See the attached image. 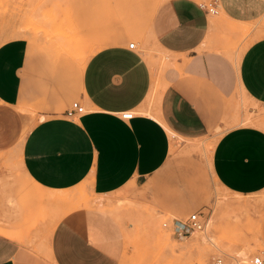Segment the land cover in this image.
I'll return each mask as SVG.
<instances>
[{
    "label": "crops",
    "instance_id": "0c3cea01",
    "mask_svg": "<svg viewBox=\"0 0 264 264\" xmlns=\"http://www.w3.org/2000/svg\"><path fill=\"white\" fill-rule=\"evenodd\" d=\"M216 5L210 15L197 0H169L153 14L152 41L175 59L161 92L154 91L142 52L129 48L136 33L122 32V7L116 16L108 5L96 22L87 5L80 55L69 44L59 49L26 38L0 43V264H122L133 225L116 200L170 209L166 172L174 140L208 135L227 113L234 81L264 108V0ZM216 15L237 26L222 25L221 31L251 38L235 70L221 55L202 49ZM239 26H246V34L231 31L244 28ZM80 57H88L83 67ZM74 102L85 113L67 118ZM20 109L40 117L22 143ZM127 112L133 117L122 119ZM18 147L25 189L16 187L2 158ZM210 170L230 194L263 191L264 130L240 126L224 132L213 146ZM78 187L88 190L92 206L71 210L51 225L20 224L36 211L37 190L46 199V193ZM20 206L25 212L19 213ZM10 229L44 230L12 235Z\"/></svg>",
    "mask_w": 264,
    "mask_h": 264
},
{
    "label": "rangeland",
    "instance_id": "374dc122",
    "mask_svg": "<svg viewBox=\"0 0 264 264\" xmlns=\"http://www.w3.org/2000/svg\"><path fill=\"white\" fill-rule=\"evenodd\" d=\"M157 1L0 0V43L26 38L41 45L51 44V47L59 49L67 48L64 44H69L82 54L87 5L90 4L89 7L93 9L91 14L96 22L102 19L103 9L109 8L108 5L116 16H118L117 9L122 7V32L132 30L136 33L131 36L129 43H133L136 50L144 55L153 71L154 84H156L154 91L161 92L165 85L161 80L165 72L174 67L175 59L157 49L149 34L148 25L151 16L169 0ZM197 1L200 4L209 2V0ZM214 18L217 20L215 23L212 22L214 26L210 29V37L202 49L221 55L235 70L251 38L248 35L234 36L221 31L219 27L222 25L237 26L220 21L219 15ZM239 27L246 28V26ZM226 103L227 113L208 135L194 140L179 138L174 140L175 146L166 172L167 177L171 179V184L167 187L168 198L172 201L169 203L171 204L169 210L158 211L149 203L116 200V206L122 207L126 214L125 218L133 225L132 233L127 234L125 238L126 247L122 264H215L217 259H220L222 264H238L237 257L242 251H246L247 260L259 257L264 261V190L248 196L230 194L215 182L210 170L212 150L217 139L234 127L255 126L264 130V108L251 102L235 81L232 83ZM20 113L24 116L20 137L22 143L40 117L24 109H20ZM18 149L19 147L2 158L16 187L25 189L27 180L22 173ZM31 191L34 193L32 188ZM36 193V211L30 217L20 219V224L33 226L46 221L51 225L74 208L78 201L76 198L90 199L85 187H78L63 194L46 193V199L41 197L44 192L37 190ZM69 196L74 198V202L71 198L68 199ZM11 206L14 208V205ZM18 209L19 213L26 210L23 206ZM184 210L186 213L180 215L179 212ZM197 212L202 214L206 222L210 215H219L212 229H215L213 235L222 252L211 246L210 249L209 246H201L199 243L197 246L196 242L180 246L178 239L173 238L170 231L162 227L163 223L172 219L185 221L191 214ZM10 230L12 231L10 234L18 235L44 229ZM204 247H208L207 253L203 250ZM248 264L252 263L248 261Z\"/></svg>",
    "mask_w": 264,
    "mask_h": 264
},
{
    "label": "built area",
    "instance_id": "2783aa9c",
    "mask_svg": "<svg viewBox=\"0 0 264 264\" xmlns=\"http://www.w3.org/2000/svg\"><path fill=\"white\" fill-rule=\"evenodd\" d=\"M217 0H209L207 4H202V7L210 15H215L218 11L217 9ZM135 45L133 43L129 44L130 49H134ZM85 113L84 108L79 105L77 102L71 104L70 108L66 111L65 116L67 118L80 117ZM133 117V113L127 112L121 114V118L124 120H130ZM206 226V220L203 219L201 213L191 214L185 221L172 219L167 223H163L162 227L165 230H169L172 237L178 240L185 239L190 236L192 231L204 229ZM252 264H264V261L257 257L253 258L251 261ZM215 264H222L220 259L216 260Z\"/></svg>",
    "mask_w": 264,
    "mask_h": 264
},
{
    "label": "bare ground",
    "instance_id": "6f19581e",
    "mask_svg": "<svg viewBox=\"0 0 264 264\" xmlns=\"http://www.w3.org/2000/svg\"><path fill=\"white\" fill-rule=\"evenodd\" d=\"M142 1V0H141ZM157 2H159V0L157 1ZM161 2V1H160ZM149 3V2H148ZM150 4V3H149ZM158 4V3H157ZM153 5H154V2H153ZM149 7H151V5L149 6ZM154 8V7H153ZM155 11V10H154ZM151 12V11H150ZM152 13H153V11H152ZM150 14V13H149ZM151 15V14H150ZM150 17V16H149ZM152 17V16H151ZM150 17V18H151ZM231 31H233V33H235V32H237L239 35L240 34H246V32H247V29L246 28H240V29H233V30H231ZM150 33V32H149ZM236 34V33H235ZM241 36V35H240ZM244 36V35H243ZM44 49V48H43ZM58 50V49H57ZM68 53V52H67ZM66 53V54H67ZM76 53V52H75ZM230 53V52H229ZM70 54V53H69ZM79 54V53H78ZM77 54V55H78ZM80 55V54H79ZM89 57V56H88ZM88 57H87V59H88ZM82 58V57H81ZM81 58H79V60H81ZM83 59V58H82ZM87 59H85V60H81L83 63H81V65H82V67L83 66H85L84 64H85V61L87 60ZM77 61V60H76ZM80 61V62H81ZM29 114V113H28ZM248 119V118H247ZM245 121V120H244ZM255 122V121H254ZM246 123H248V121L246 122ZM251 123V122H250ZM257 123V122H256ZM252 125V124H251ZM215 182H217L216 180H215ZM64 192H62V194H63ZM63 197H65V199H67L66 198V196L65 195H62ZM71 196V195H70ZM68 197V199L69 198H71V197ZM72 197H73V195H72ZM81 197H83V196H81ZM88 197V196H87ZM94 198H96V197H93V199ZM99 199V198H98ZM98 199H96V200H98ZM71 200L73 201L74 200V198L72 199L71 198ZM76 200H78L77 201V203H75V206H74V208L72 209V210H75V209H78V208H82V207H89V206H92L95 202L94 201H92L91 200V197H90V199H85V198H76ZM101 201H102V199H100ZM100 200H98V202L99 203H101V201ZM103 200H107V199H103ZM74 202V201H73ZM76 202V201H75ZM97 202V203H98ZM105 202V201H104ZM107 202V201H106ZM98 203V204H99ZM104 204V203H103ZM106 205H107V203H105ZM100 205V204H99ZM98 205V206H99ZM109 205V204H108ZM72 206V205H71ZM111 206V208H112V205H110ZM68 207H69V205H68ZM67 207V208H68ZM107 207V206H106ZM115 208V206L113 207V209ZM71 209H70V211H71ZM104 209H106V208H104ZM116 209V208H115ZM114 209V210H115ZM106 210H110L109 208L108 209H106ZM105 210V211H106ZM111 211H112V209H111ZM63 212H65V211H63ZM107 212H110V211H107ZM115 212V211H114ZM118 212V211H117ZM117 212H115L116 213V215H117ZM221 212V211H220ZM111 213H113V212H111ZM110 213V214H111ZM118 214H120V213H118ZM223 214V213H222ZM61 215H63V214H61ZM121 216V215H120ZM219 215L218 214H216V215H210L209 216V218H208V221L206 222V226H205V228L204 229H201V230H195V231H192V233L190 234V236L189 237H187V238H185V239H180V240H178L179 242H178V245H188V243L190 244H192V242H196V245H197V243H199V245H204V246H209V249H210V246L211 247H213V249H215V250H218L219 252H222L221 251V247L220 246H218V242H217V239L216 238H214V235H213V233H214V230L215 229H212L213 227H214V225H215V222L217 221L216 220V218L218 217ZM63 217V216H62ZM117 217V216H116ZM122 217V216H121ZM118 218V217H117ZM216 220V221H215ZM260 223V222H259ZM259 225V224H258ZM258 228H259V226H258ZM257 232H258V230H257ZM258 240V239H257ZM259 241V240H258ZM259 245V244H258ZM198 246V245H197ZM200 246V247H201ZM183 247V246H182ZM189 247V246H188ZM192 247V246H191ZM195 248H197L196 246H195ZM205 248V247H204ZM207 248V251L209 250L208 249V247H206ZM206 248L205 249H203V250H205L206 251ZM199 249V248H198ZM202 249V248H201ZM212 249V248H211ZM202 250V251H203ZM200 251V250H199ZM207 251H206V253H207ZM245 251V250H244ZM224 252V251H223ZM246 252V251H245ZM245 252H240L239 254H238V264H248V261H249V263L251 262L250 260H252V259H250V260H247V254L245 253ZM205 254V253H204ZM223 255V254H222ZM203 256V255H202ZM203 258H204V256H203Z\"/></svg>",
    "mask_w": 264,
    "mask_h": 264
}]
</instances>
